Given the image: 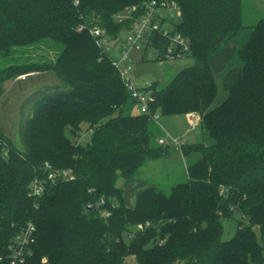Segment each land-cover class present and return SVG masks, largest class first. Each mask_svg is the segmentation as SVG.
Wrapping results in <instances>:
<instances>
[{"label":"trees","instance_id":"16d2710c","mask_svg":"<svg viewBox=\"0 0 264 264\" xmlns=\"http://www.w3.org/2000/svg\"><path fill=\"white\" fill-rule=\"evenodd\" d=\"M149 1L0 0L1 57L42 43L60 47L52 60L0 68V93L5 82L31 74L51 72L61 82L23 102L29 112L20 121V148L0 127V264L264 262V19L246 26L243 0H157L179 15L169 38L150 34L145 48L167 60L180 35L189 48L174 59L194 64L163 88L138 90L148 93L151 114L197 115L212 140L178 148L154 143L157 122L133 113L137 103L109 51L89 32L96 26L116 40L124 23L115 17ZM127 24L130 32L133 21ZM220 87L227 97L215 106ZM67 130L90 139L76 143ZM172 150L187 159L185 182L164 192L139 179L146 164ZM46 164L71 178L51 183ZM35 179L45 185L37 199L29 194ZM236 216V232L224 240L223 221ZM29 224L32 241L15 257V239Z\"/></svg>","mask_w":264,"mask_h":264},{"label":"rangeland","instance_id":"374dc122","mask_svg":"<svg viewBox=\"0 0 264 264\" xmlns=\"http://www.w3.org/2000/svg\"><path fill=\"white\" fill-rule=\"evenodd\" d=\"M245 10L244 19L246 24H256L259 20L264 19V0H243ZM170 10L164 11L166 22L163 28L172 30V22H177V9L173 5ZM244 13V12H243ZM115 20L123 22L121 25L120 34L116 40L108 41L107 47L109 48V55L113 62L120 61L123 53V43L126 38L131 34L127 32L128 19L125 11L120 12ZM126 22V23H125ZM250 30L242 32L239 43L244 44L249 36ZM59 47L53 43H42L39 46L32 48H19L11 58H3L0 56V68H4L11 64L19 62H26L32 60L39 62L42 59H50L56 57ZM34 54V55H33ZM17 55V57H15ZM19 58V60L15 58ZM194 60L190 57H183L180 59L156 60V55L151 49H146L145 46L141 48H131L128 52V60L125 65L121 66V70L127 66L129 72L127 78L133 85L139 89L144 90L149 85L157 83L159 87H165L173 77L183 68L193 66ZM219 83V81H218ZM53 86L61 87V82L58 77L51 72L31 74L24 80L23 78L11 79L5 82L2 86L0 93V127L3 133L11 140V142L18 148L21 147L20 140V121L29 110L25 108L23 102L38 88ZM227 94L220 87L215 106L219 105L225 100ZM134 114L140 113V108L135 106L133 109ZM200 121V120H199ZM152 132L154 133V143L159 139L177 140L179 143L182 140L187 145L195 143L210 144L212 140L209 138L201 127L199 122L194 119L190 120L185 116H172L164 117L159 116L157 123L151 124ZM66 135L76 143L85 145L89 139L90 134L83 131L78 136H72L70 131H66ZM175 149V148H174ZM187 159L180 155L178 152L172 150L171 154L163 159L155 162H149L140 171L141 181L149 184H155L160 190L169 192L170 189L178 184L187 180ZM124 182L119 181L118 185L123 186ZM133 197H131L130 204H132ZM240 220L239 216L234 219H226L223 221V239H231L237 229V222ZM264 255V254H263ZM127 264H137L134 258H128ZM256 264V263H250ZM261 264H264L261 263Z\"/></svg>","mask_w":264,"mask_h":264},{"label":"built area","instance_id":"2783aa9c","mask_svg":"<svg viewBox=\"0 0 264 264\" xmlns=\"http://www.w3.org/2000/svg\"><path fill=\"white\" fill-rule=\"evenodd\" d=\"M173 6L169 3H159L157 0H151L145 3L142 7H132L125 11L127 19H131L133 21V28L130 31V35L126 38L125 42L123 43V53L122 57L119 62L115 63L114 66L118 69L124 83L126 90L130 94L131 98L136 101L137 106L140 108V113L146 114L150 116L153 121L157 122L159 120V114H151L149 109V102L150 98L147 92L139 91L133 83L127 78L129 68L126 66L124 70H121V66L125 65L128 60V52L131 48L139 49L141 46H149V39L148 36L153 33H162L163 37L169 38L171 30L163 28V25L167 21L165 15L163 14L164 11L170 10ZM142 12V14L138 17V14ZM178 13V12H177ZM179 15V13H178ZM177 15V16H178ZM90 34L97 39V42L102 47H105L106 51H109L107 47L108 40L104 38L103 31L98 27H91L89 29ZM189 44L188 41L182 38L180 35H176L174 38L171 39V45L168 48V55L167 58L174 59V55L177 52V49L184 52L188 50ZM25 80L26 76H21ZM191 121L196 119L198 122L200 120L199 116L192 114ZM185 143L182 140L179 143L177 140H169V139H160V145H174L175 147H180ZM46 171L48 173V181L51 183H55L59 179H70L71 173L70 171H54L49 164L45 165ZM45 192V185L39 179H35L32 184L30 185V196L32 198H40ZM103 205L104 202L101 201ZM101 216L103 218H107L110 216V213L106 210L102 211ZM35 229L32 224H29L26 229H24L19 236L15 239L14 251L15 257H19L24 254L26 250V246L32 240V235L34 234ZM13 249V248H12ZM16 259V258H15ZM12 264H14L12 262Z\"/></svg>","mask_w":264,"mask_h":264},{"label":"crops","instance_id":"0c3cea01","mask_svg":"<svg viewBox=\"0 0 264 264\" xmlns=\"http://www.w3.org/2000/svg\"><path fill=\"white\" fill-rule=\"evenodd\" d=\"M243 12H244V13H243V20H244L245 17L247 16V14L245 15V10H244V8H243ZM245 25H246V26H252V25H254V24H246V23H245ZM248 30H249V29H248ZM245 31H246V30H245ZM245 31H243V32H245ZM248 32H249V36H250V31H248ZM249 36H248V38H249ZM248 38H247V40H248ZM247 40H246V41H247ZM246 41H245V42H246ZM242 45H243V44H242ZM242 45H240V46H242ZM221 88H222V87H221ZM221 103H222V102H221ZM221 103H220V104H221ZM190 116H191V115H186L185 117H187V118L189 119V121H190V120H191V117H190ZM199 126H200V123H199ZM211 143H212V142H211ZM211 143H210V144H211ZM174 152H175V151H174ZM176 152H178V151H176ZM178 153H179V152H178ZM180 155H181V153H180ZM181 156H182V155H181ZM162 159H163V158H162ZM157 161H158V160H157ZM151 162H155V161H151Z\"/></svg>","mask_w":264,"mask_h":264}]
</instances>
